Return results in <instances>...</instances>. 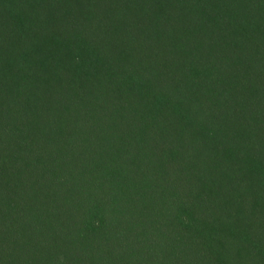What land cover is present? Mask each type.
<instances>
[{"label":"trees","instance_id":"16d2710c","mask_svg":"<svg viewBox=\"0 0 264 264\" xmlns=\"http://www.w3.org/2000/svg\"><path fill=\"white\" fill-rule=\"evenodd\" d=\"M0 264H264V0H0Z\"/></svg>","mask_w":264,"mask_h":264}]
</instances>
